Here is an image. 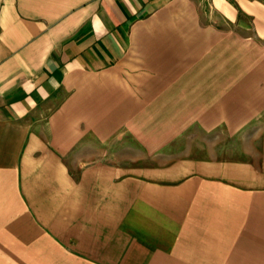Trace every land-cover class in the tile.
Returning <instances> with one entry per match:
<instances>
[{"label": "crops", "instance_id": "1", "mask_svg": "<svg viewBox=\"0 0 264 264\" xmlns=\"http://www.w3.org/2000/svg\"><path fill=\"white\" fill-rule=\"evenodd\" d=\"M0 264H264V0H0Z\"/></svg>", "mask_w": 264, "mask_h": 264}, {"label": "rangeland", "instance_id": "2", "mask_svg": "<svg viewBox=\"0 0 264 264\" xmlns=\"http://www.w3.org/2000/svg\"><path fill=\"white\" fill-rule=\"evenodd\" d=\"M189 140L188 142L192 143L193 144V141L195 140L196 142L198 143H209L210 141L209 140H213L214 138H216L215 136H211V137H205V136H199V137H196V136H192V137H188ZM195 143V142H194ZM131 155L134 154L136 156V159H137V165L139 164H145L146 163V160H144V156L142 155L143 153L140 152V151H136L135 153L134 152H131L130 153ZM132 157V156H131ZM148 159V158H147Z\"/></svg>", "mask_w": 264, "mask_h": 264}]
</instances>
